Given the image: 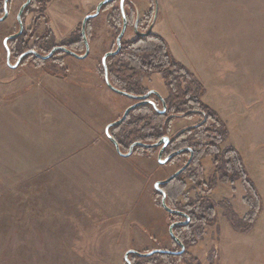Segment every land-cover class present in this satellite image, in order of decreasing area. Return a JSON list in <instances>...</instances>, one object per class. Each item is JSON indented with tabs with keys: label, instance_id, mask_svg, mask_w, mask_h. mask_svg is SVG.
<instances>
[{
	"label": "rangeland",
	"instance_id": "1",
	"mask_svg": "<svg viewBox=\"0 0 264 264\" xmlns=\"http://www.w3.org/2000/svg\"><path fill=\"white\" fill-rule=\"evenodd\" d=\"M24 1L10 0L8 14L0 21V264H126L124 253L130 249L179 250L168 226L183 218L169 215L160 206L153 184L168 177L183 158L159 164V148L150 153L136 149L124 157L104 133L108 123L135 103L111 91L101 74V58L115 49L120 31L110 19L119 0L90 18L86 58L57 52L55 58L41 61L29 56L12 68L6 64L2 41L17 31L16 14ZM100 1L49 0L44 12L30 10L24 16V38L29 46L35 42L33 50L40 54L48 46H62L80 34L83 18ZM155 1L157 13L150 33L161 37L171 55L201 83V101L228 131L219 148L237 150L245 179L252 183L251 188L243 179L217 181L203 196L217 205L226 202L239 218L250 204L260 207L252 229L239 233L217 206L216 223L203 226L202 237L185 250L190 258L185 256L177 264H210L211 255L215 256L211 264H261L264 0H124L129 24L120 46L136 38L131 26L134 11L142 31ZM47 31L51 35L44 39ZM7 45L14 64L20 54L11 51L10 42ZM142 86L164 100L167 97L156 73L144 78ZM135 115L146 120L150 116L145 111ZM197 120L173 119L167 135ZM200 163L202 172L198 176L195 167L194 179L199 177L208 185L213 154L204 155ZM186 177L168 188L181 204L187 203L183 194H196ZM179 182L186 186L179 189ZM149 260L143 263L161 262L158 257Z\"/></svg>",
	"mask_w": 264,
	"mask_h": 264
},
{
	"label": "trees",
	"instance_id": "2",
	"mask_svg": "<svg viewBox=\"0 0 264 264\" xmlns=\"http://www.w3.org/2000/svg\"><path fill=\"white\" fill-rule=\"evenodd\" d=\"M48 1L49 0H30L29 4L22 12V21L26 13L30 10H40L41 12H44ZM125 1L127 2L128 0ZM9 2L10 0L7 3V8ZM112 2L113 1L102 5L99 13L109 7ZM2 7L3 0H0V16L3 14ZM112 11V15L110 16L111 23L113 28L118 32L122 25L119 6L114 8ZM150 12L151 14L148 17V23L145 28L142 31L137 28L139 32H145L147 30L153 15V10ZM40 15L43 16L41 13ZM135 17L136 14L134 11L133 22L131 25L132 28ZM89 23L90 19H88L85 23V34L87 40L90 26ZM128 24L129 23L127 20V25ZM33 26L31 29H33ZM138 26L139 22L137 24V27ZM25 35L26 30L23 29L21 35L14 39L8 40L11 45H14V47L11 46V51L21 54L26 50H33L35 48L36 43L34 42L31 44V46H29L28 40L24 38ZM50 35L51 33L47 31L42 37L44 39H48ZM39 39L40 37H38V39L36 38V40ZM61 45L76 54L84 52V44L81 34H79L76 38H70V41L68 39V41H65ZM52 47L53 46H48V48L45 49L46 51H44V54L49 52ZM57 52L67 56L66 53L61 51ZM57 52H54L53 55L48 59L55 58V54ZM29 56H32L35 60H42L33 55H26L21 59L20 62L22 63V61ZM106 68L108 80L112 87L127 94L135 96L143 94L145 90L142 86V80L154 73L161 77L167 91V97L164 100L166 110L163 114L157 112L150 105L142 104L132 109L121 124L109 128V134L118 143L120 151L127 150L129 145L136 141L151 144L163 136H168L167 133L172 121L170 117H168L170 114L179 113L190 115L191 111L194 109H199L206 116L205 122L201 123L200 126L194 127V129H188L177 136L176 138L180 141L174 142L173 149L180 147L182 143L186 141L188 145H191L194 148L195 151L198 147L196 139L197 137L202 136L204 141L203 155L213 154L214 164L213 173L211 177H209L208 185L204 184V194H209L213 189L215 182L217 181L233 182L236 179H243L245 180V183H247V185L250 184V187L252 188V183H249L250 179H245L246 172L244 171L242 159L237 150L230 148L224 151V149L219 148V144L227 139L228 131L225 127V124L222 122L216 112L201 101V97L204 94L203 86L183 64H181L171 55L167 44L161 37L153 36L151 33H149L146 36L136 35L134 40L122 42L120 50L115 55L106 58ZM101 74L103 77L102 65ZM156 107L157 109L158 107L162 108L158 101L156 103ZM140 111L147 112L150 115L149 118L146 120L145 118L136 116L135 114ZM111 131L113 133H111ZM183 137L185 138L182 139ZM192 140H195V142H192ZM171 148L172 145L168 143L163 150V157L171 151ZM136 149H142L147 153L156 150V148L145 149L143 147L136 146L134 147L132 153H135ZM229 152H232L231 154H233V156L227 158V154ZM194 174L195 172H193V168L191 166L187 168L184 173L176 176L174 181H180V177L182 178L183 176L192 177ZM194 177H196V175H194ZM195 181L196 183L198 182V185L200 184L198 179H195ZM173 182H168L167 184L162 185L161 188L167 193L169 186L172 185ZM178 188L183 189L182 182L178 183ZM154 193L157 197H160V193L155 189ZM172 201L173 200L166 198L165 203L168 208L184 211L190 217L189 223L173 227L174 235L184 245L186 251L196 244L198 237H202L201 234L203 232L204 225H212L216 223L215 209L217 206L222 208V217L227 221L229 226L234 231L239 233L249 232L252 229L253 224L255 223L260 212L259 205L250 204L249 211L246 212L242 218H239L231 209L229 204L226 202H220L217 205L213 203L211 199L206 198V196L197 200V203L191 200L187 201L186 204H181L176 200L174 203H172ZM168 214L181 218V216L177 213L168 212ZM172 242L174 243L173 240ZM175 246L177 247L176 244ZM185 250L179 255L156 253L154 254L155 256L149 257H139L135 254L129 253L128 259L130 258L129 261L131 264H144L143 261L149 262V259L158 257L162 262H159L158 264H177L182 262L181 260L183 257L188 256V254L185 253ZM188 257L190 258V256ZM213 257L215 256L211 255L212 259ZM211 258L209 261L210 264ZM215 264L217 263L215 262Z\"/></svg>",
	"mask_w": 264,
	"mask_h": 264
},
{
	"label": "water",
	"instance_id": "3",
	"mask_svg": "<svg viewBox=\"0 0 264 264\" xmlns=\"http://www.w3.org/2000/svg\"><path fill=\"white\" fill-rule=\"evenodd\" d=\"M9 0H3V14L2 16L0 17V21L4 20L8 14V8H7V3H8ZM113 0H101L100 2H98V4L96 5L95 7V10L93 13L91 14H87L82 22H81V27H80V34H81V37H82V40H83V43H84V47H85V50H84V53L83 54H76L74 52H72L71 50L67 49L66 47H63V46H54L51 48V50L46 53V54H40L38 52H36L35 50H32V49H29V50H26L24 51L23 53H21L18 57H17V60L14 64H11L10 63V50L8 48V45H7V42L8 40L10 39H14L16 37H18L19 35H21L22 31H23V23H22V19H21V15H22V12L24 10V8L29 4L30 0H25L22 5L20 6V8L18 9V12L16 14V21H17V24H18V29L15 33L11 34V35H8L6 36L3 41H2V44H3V47H4V50H5V53H6V56H5V60H6V64L7 66H10L12 68H15L16 66H18L20 64V61L21 59L26 56V55H33L37 58H40V59H48L55 51H61L63 53H66L70 56H73L75 58H78V59H84L86 58V56L88 55V52H89V45H88V41H87V38H86V35H85V23L88 19L90 18H93L95 16L98 15L99 11H100V8L102 5L106 4V3H109ZM119 10H120V14H121V19H122V25H121V29L118 33V35L116 36V39H115V49L112 50V51H108L106 52L102 58H101V65H102V68H103V80H104V83L105 85L113 92L117 93V94H120V95H123V96H126L132 100H137L135 103L131 104L130 106H128L122 113L121 117L111 123H108L105 128H104V133L106 135V137L108 138V140L113 144L114 148H115V151L120 154L121 156H129L131 155L134 147L136 146H140V147H143L145 149H152V148H159L158 152H157V162L159 164H165L168 160H170L172 157L182 153L183 151L185 150H189L190 151V156H189V159L187 160V162L178 170H176L174 173H172L170 176H168L167 178L163 179V180H158L156 182H154V189L159 192L161 194V206L169 213H177L181 216H183L185 218V220H179V221H174L172 222L169 226H168V233L171 237V239L179 246V250L177 251H169V250H162V249H152L148 252H138V251H135V250H127L125 253H124V261L126 264H131L129 259H128V254L129 253H132V254H135L136 256H139V257H149L150 255H153V254H156V253H168V254H173V255H179L181 253H183L184 251V245L179 241V239L174 235L173 233V227L174 226H177V225H184V224H187V222L189 221V218L186 214L182 213V212H179V211H175V210H172L170 208L167 207L166 203H165V193L163 192V190L160 188V185H164V184H167L168 182H170L172 179H174L176 176H178L185 168L186 166L189 164V161L191 159V150L189 148H180L170 154H168L167 156H165L164 158H162V155H163V150L164 148L166 147V145L168 144L169 142V137L168 136H163L161 137L159 140H157L156 142L154 143H151V144H146V143H142V142H139V141H136V142H133L130 144V146L128 147V150L126 153H122L119 149V145L118 143L114 140V138L109 134V128L112 127V126H116L120 123H122L128 113L134 109L135 107H138L142 104H150L157 112L163 114L165 112V104H164V101L163 99L160 97V95L154 91V90H150L148 92H146L145 94L143 95H139V96H135V95H130V94H127L123 91H120L118 89H115L114 87H112V85L109 83V80H108V76H107V68H106V58L109 57V56H112V55H115L119 50H120V41H121V38L125 32V29H126V26H127V20H126V16H125V13H124V0H119ZM156 13H157V4H156V1L154 2V11H153V16L151 18V21H150V24L149 26L147 27V30L145 32H139L137 30V24H138V16L135 17V20H134V23H133V30L135 32L136 35L138 36H146L148 35L150 32H151V28H152V25H153V22L155 20V17H156ZM154 94L156 97L160 98L161 100V103H162V109H157L155 103L151 100H148L147 97L150 95V94ZM205 118V117H204ZM197 126V125H196ZM187 129V128H185ZM184 129V130H185ZM183 130V131H184Z\"/></svg>",
	"mask_w": 264,
	"mask_h": 264
},
{
	"label": "flooded vegetation",
	"instance_id": "4",
	"mask_svg": "<svg viewBox=\"0 0 264 264\" xmlns=\"http://www.w3.org/2000/svg\"><path fill=\"white\" fill-rule=\"evenodd\" d=\"M68 49V48H67ZM37 52V51H36ZM55 52H57V51H55ZM48 53V52H47ZM43 55V54H42ZM53 55V54H52ZM51 55V56H52ZM68 55V54H67ZM148 91H150V89L149 90H147V91H145L143 94H145L146 92H148ZM143 94H140V95H143ZM136 96H139V95H136ZM147 99L148 100H151V101H153L154 103H155V105H156V103H157V101L160 103V105H161V107H162V103H161V100H160V98H158V97H156L154 94H150L148 97H147ZM164 100V99H163ZM137 100H133V102H136ZM147 105H150V104H147ZM151 106V105H150ZM162 109V108H161ZM166 110V109H165ZM191 114L190 115H185V114H179V113H173V114H170L168 117H170V119L171 120H173V119H177V118H184V119H192V118H194V117H198V120L196 121V122H194L193 124H189V125H186V126H183L182 128H180L179 130H177L176 132H174V133H172V134H170L168 137H169V142L168 143H170L171 145H172V148H171V151L168 153V154H170V153H172V152H174V151H176V150H178V149H180V148H189L190 150H191V159H190V161H189V164L186 166V168L180 173V174H182V173H184L185 172V170L187 169V168H189V167H191L192 166V168H193V172H195V167H197V170L196 171H198V173H196L198 176H200L199 175V173H201L202 172V169H201V167H200V161L204 158V155H203V144H204V141H203V139H202V136H199V137H197V139H196V142L198 143V147L196 148V150L194 151V148L191 146V145H188V143L185 141V142H183L182 143V145L180 146V147H178V148H176V149H173V144H174V142L175 141H180V140H178L176 137L177 136H179L182 132H184V131H186V130H188V129H194V127H198V126H200V124L201 123H204L205 122V120H206V116L204 115V113L201 111V110H199V109H194L193 111H191L190 112ZM205 117V118H204ZM197 125V126H196ZM185 128H187V129H185ZM185 129V130H184ZM184 130V131H183ZM179 138V137H178ZM185 137H183L182 139H184ZM192 142H195V140H192ZM158 152V151H157ZM132 154V153H131ZM167 154V155H168ZM167 155H165V156H167ZM164 156V157H165ZM182 157L183 159H182V161H181V165L177 168V169H175L172 173H174L176 170H178V169H180L186 162H187V160L189 159V156H190V151L187 149V150H185V151H183L182 153H180V154H178V155H176V156H174V157H172L170 160H168L167 161V163L169 162H172L173 160H175L176 158H178V157ZM164 157H162V158H164ZM156 158H157V156H156ZM196 159V160H195ZM195 160V161H194ZM171 173V174H172ZM170 174V175H171ZM169 175V176H170ZM167 178V177H166ZM187 178V180H190L191 182H192V188L191 189H193V190H196V194L193 196V197H191V196H189V193H185V194H183V196H182V198L184 199V200H186V201H189V200H191V201H194V200H199L200 198H202V197H204L203 195H204V192H203V189H204V183H203V181L201 182V180H199V185H198V183L197 184H195V179H194V175L192 176V177H186ZM198 179H200L199 177H198ZM175 180V178L174 179H172L170 182H173ZM154 185V184H153ZM161 186L162 185H160V188H161ZM186 186V184H185V182L183 183V188ZM162 189V188H161ZM163 190V189H162ZM200 191V192H199ZM163 192L165 193V201H166V198H169V199H171V200H176L177 201V194H176V197L174 196V195H172V194H170V193H166L165 192V190H163ZM156 196V195H155ZM157 197V196H156ZM160 198H161V194H160ZM160 201H161V199H160ZM172 210H175V211H179V210H176V209H172ZM179 212H182V213H184V214H186L187 216H188V218H189V221H190V217H189V215L187 214V213H185L184 211H179ZM181 216V215H180ZM181 218H183V220H185V218L183 217V216H181ZM189 221L187 222V223H189ZM175 243V242H174ZM176 244V243H175ZM177 245V244H176ZM178 246V245H177ZM179 247V246H178ZM184 250H185V247H184ZM175 251H177V250H175Z\"/></svg>",
	"mask_w": 264,
	"mask_h": 264
},
{
	"label": "crops",
	"instance_id": "5",
	"mask_svg": "<svg viewBox=\"0 0 264 264\" xmlns=\"http://www.w3.org/2000/svg\"><path fill=\"white\" fill-rule=\"evenodd\" d=\"M261 212H262L261 216H263L264 212L263 211H261ZM261 264H264V258L263 257L261 258Z\"/></svg>",
	"mask_w": 264,
	"mask_h": 264
}]
</instances>
